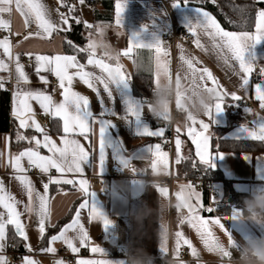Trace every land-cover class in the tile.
Here are the masks:
<instances>
[{"label": "crops", "instance_id": "crops-1", "mask_svg": "<svg viewBox=\"0 0 264 264\" xmlns=\"http://www.w3.org/2000/svg\"><path fill=\"white\" fill-rule=\"evenodd\" d=\"M60 1L42 0V3L49 10L51 19L59 24L61 29H68L57 31L50 38L42 39L36 36L35 32L38 29L34 23L25 26L24 18L15 10L14 5L11 13L2 15L3 19L10 21V31L0 29V40L4 39L5 36L8 37L12 45L13 57L19 55L20 62L24 65L25 72L29 76V83H21L20 87L23 90L44 91L52 95L57 103L61 102L63 90L59 87V81L51 73L44 72L39 75L45 76L48 83L45 84L39 80V76L35 72L34 55H75L80 63L85 64L86 71L102 75L98 68L87 64L89 53L79 51L81 48H87L89 41L93 39L103 40L111 50L120 54L119 63L130 79L123 83L110 84L108 92H104L103 86L97 84L96 87L99 90V95H97V92L88 88L78 77L74 78L72 90L89 99L88 111L92 114L89 119L93 121V131L88 134L87 139L77 134H70L67 138L78 140L90 154L88 159L82 163L83 173H65L61 176L55 169L50 170L47 174L41 173L36 168H32L34 172L29 169L27 175L32 180L36 191L40 193H43V184L48 183L49 176L77 181L75 184H49L50 216L45 225V233L41 237L38 231V217L35 214L29 216L28 213L24 212L27 195L19 181L15 179L17 173L12 169L8 158L9 155H18L19 152L29 147L35 148L34 141L32 143H29L28 140L17 141L16 134L18 132L29 139L35 136L40 140H43V134L36 132L34 128H19L18 121L13 115V93L16 91L15 62L14 60L9 61L0 49V59L5 60L10 69V71H0V77L4 80L3 89L9 92V117L13 122L12 132H0V153L3 154L0 155V181L3 182L9 193L22 202L18 205V210L23 213L21 220L25 224V231L28 236L27 241L16 236L14 229L9 225L3 255L8 259L9 243L12 242L10 240L13 237V241L17 243L15 250L20 253L19 256L13 257V264H23L25 256L34 259L38 264H56L57 261H63V264H67L58 255L59 248L62 246L68 248L67 245L62 240L51 244L49 242L52 236L59 235L61 230L75 219L76 213L79 211L80 223L88 233V241L85 245H81L79 240L75 239L73 242L79 249L76 253L68 248V256L73 259L72 264H78L80 260L104 259L110 261L111 264H127L126 258L130 249L138 248L145 250L155 260H162L163 256L172 259L176 245L175 233L178 231L182 232L184 238L190 240L193 247L197 249V255L193 256L191 249L181 243L179 258L184 264H221V261L227 258L221 259L217 253H210L195 228L186 219L189 215L188 210L181 209L178 211L175 207L178 203L176 193L180 192L182 186L185 185H191V190L200 194L202 207L198 206V214L209 221L220 219L224 225L223 230L218 225L210 224L209 227L228 250L232 247L227 243L225 230L232 237L236 247H239V243L242 241L246 242L252 238L264 237V225H255L245 220L241 214L244 197L264 187V150L229 151L219 148L220 145L228 142L264 143V141L251 139L241 131L242 127L252 130L256 126L264 124V109L260 107V102L255 98V85L260 83L261 86H264V74L255 81L251 79L250 75L249 85L244 89L240 87L241 79L240 75H237L239 72L238 64L235 61H230L231 66L225 64L213 49L208 36L202 33L199 35L202 48L196 46L194 42L196 37L193 35L192 41L189 43L171 44L162 40V36L165 34L172 32L179 34L182 28L189 29L192 25L202 23L201 9L207 10L199 6L189 5L187 0H179V3H176V0H126L121 25L116 24L115 6L117 0H98V4L94 6L88 5L91 0H84L83 4L80 3V0H74L72 7L77 12V19L81 21L80 23L84 28L85 41L81 46L75 45V53H66L64 36L70 31V17H68V24L64 25L57 9ZM254 1L257 4H263L257 7V12L264 10V0ZM210 14L213 16L212 13ZM95 17L100 18V22L95 23ZM86 24H91L93 27L89 29L85 26ZM254 31L255 25L253 30L249 32ZM158 42L167 52L165 59L169 61V68L173 77L178 72L183 74L186 68L180 59L183 54L188 58H194L196 67H207L221 87L229 93L222 102L224 107L222 112L215 113L213 108V119L206 115L197 118V121L202 119L209 124L205 134L210 138L209 151L212 154L210 165L202 164L196 155V145L192 137L188 135V128L194 127L197 132L202 130L198 123L193 125L186 115L184 118L176 119L173 123L174 137L171 151L162 147L167 127H164V135L160 137L142 135L146 127L138 121V118L143 113L150 112L147 107L149 101L133 94L131 79L135 75L150 76L149 88L151 89L154 84V75L147 69L154 64L156 53L149 46ZM132 44H143L145 47H134L130 56H123L122 53ZM28 53H33V56L29 57ZM96 54L97 58L104 59L106 63L115 66L116 60L107 59L99 51H96ZM27 59H29L28 63L25 62ZM245 60L252 64L258 63L260 68H264V40L247 48ZM134 61H141L145 68L138 71ZM207 84L209 87L212 86L210 81ZM232 92H236L241 97L239 101L246 99L250 100L252 104L242 108L238 107L239 101L231 98ZM32 106L37 122L42 127L44 120L47 125L46 128L42 127L44 131L58 146H62V138L65 137L63 122L59 118L44 114L35 101H32ZM130 106L135 109L138 116L129 113ZM246 108L251 111H245ZM100 126L105 127L103 136L104 159L102 162L98 145ZM159 128L156 127L152 131ZM178 128L179 132H177ZM177 138L181 141L179 163H177L175 143ZM157 144L160 145V153L166 154L162 161H158L151 152V149L153 152L155 151L153 146ZM39 151L42 155H50L43 147ZM154 161L157 162L155 171L152 169ZM163 161H166L167 167ZM184 162L190 163L188 166L190 170L195 169L196 164H202L221 172L223 180L213 181L209 185L214 192L213 197L208 192L205 194L203 190L190 184L185 175L187 171H182ZM23 163L27 167L26 160ZM170 176L174 178L170 188H163L158 185L160 180ZM80 179L88 181L89 192L86 194L79 190L78 181ZM224 182L230 184L232 190L239 195L240 198L237 201L230 203L224 197ZM161 189H166L167 194ZM184 191L187 192L188 189L185 188ZM85 200L89 207H96L111 221L107 228L98 219L90 218L89 208L81 209L79 207ZM160 201L171 202L173 205L167 215V220L171 223L174 233L173 238L168 242L167 253L163 251L157 237L159 222L156 213L153 212L152 215L145 218L142 225L137 223L133 215L137 210L144 207L156 209ZM192 203L196 204L195 197H193ZM209 207L213 208L211 213L206 210ZM68 215V219L59 228L50 232ZM159 219H164L163 215ZM181 219H184L183 224L180 223ZM48 233L47 240L43 242V237ZM75 235V232H68L70 237ZM28 246H30L31 251L28 250ZM49 246L55 248L56 251L54 253L44 251ZM96 246L101 247L104 254L93 253L91 248ZM184 247L187 248V257L182 254ZM111 249H114L116 253H112Z\"/></svg>", "mask_w": 264, "mask_h": 264}, {"label": "snow or ice", "instance_id": "snow-or-ice-1", "mask_svg": "<svg viewBox=\"0 0 264 264\" xmlns=\"http://www.w3.org/2000/svg\"><path fill=\"white\" fill-rule=\"evenodd\" d=\"M83 4L84 0H80ZM126 0H117L116 3V24L121 25L122 23V13L125 8ZM179 3V0H176ZM13 5L15 10L24 18L25 26L29 23H34L38 31L35 35L44 39L50 38L53 33L61 29L60 25L55 23L50 16L48 8L42 3V0H0V29L10 31V21L2 18L4 13H11L13 10ZM73 9L69 8V13ZM201 14L203 21L192 25L189 28V32L196 37L195 44L197 47L202 48L203 45L200 43L199 35L202 33L208 36L212 42L213 49L217 52L220 58L225 64L230 65V61H235L238 64L241 84L240 87L246 89L249 85V76L253 72V64L245 60V52L250 45H254L261 40H264V10H260L256 14L255 18V31L254 32H232L225 31L218 21L207 11L201 9ZM61 21L64 25L68 24V17L63 13H60ZM81 21L76 19V23L79 24ZM87 28L91 29L93 25L86 24ZM102 31L101 29H97ZM31 34V33H30ZM27 39V37H25ZM71 44V41H68ZM143 48V44H132L126 51L122 53L123 56H130L133 48ZM154 49L156 56L155 61L161 62L162 58L167 56V52L162 48L161 43L149 46ZM0 49L3 51V55L8 58L9 61L15 62V73H16V91L13 93V115L18 121V126L20 129L34 128L36 132L43 134V140L37 139L35 136L29 139L28 137L20 134H16L17 141L28 140L29 143L34 141L35 148L29 147L18 155H9L8 162L12 169L17 173L15 179L19 181L20 185L23 187L27 195V203L24 205V212L28 213L29 216L35 214L38 217L39 228L38 231L41 235L45 233V225L49 219V197L48 190L49 184H75L77 181L70 179H60L53 178L49 176L48 183L43 184V193L36 191L33 186L32 180L27 175L29 169L36 168L39 169L41 173L47 174L50 170L55 169L57 173L63 176L65 173H83L82 163L86 161L89 157V151L85 149L83 145L78 140L68 139L70 134H77L80 136L88 138V134L93 131V121H90L89 117L92 115L88 111L89 99L76 91L72 90V83L74 78H79L88 88L97 92L99 95V90L96 87L97 84L103 86L104 92L109 91V85L112 83H123L130 79V77L122 70V65L119 63V55L113 59L108 53L103 56L107 57L109 60H116L115 66L106 63L104 59L97 58L95 43L90 40L87 48H81L79 51L88 52L87 64L95 66L100 70L102 75H97L94 72L86 71L85 64L80 63L75 55H43L35 54V72L39 76V80L47 84L48 80L45 76L39 75L40 73H51L59 81V87L63 90L61 95L63 97L62 101L57 103L53 96L44 91H30L23 90L20 85L21 83H29V76L25 72L24 65L20 62L19 55L13 57L12 45L7 36L0 40ZM29 57L33 56V53L27 54ZM182 64L186 66L183 74L178 72L176 78L180 79L183 76L186 79H191L194 87H205L210 91L216 93V103L214 105L215 113L222 112L224 110L223 100L225 96L229 93L225 91L219 82L215 79L213 74L209 71L207 67L198 68L194 63V58H188L183 54L180 57ZM167 60V59H166ZM169 64V61L167 60ZM231 66V65H230ZM74 70V71H71ZM0 71H10L9 64L5 60L0 59ZM261 73L264 74V68L260 69ZM154 79H155V74ZM210 81L212 86L209 87L207 82ZM4 88V80L0 77V89ZM110 95V93H109ZM231 98L233 100L239 101L241 97L237 95L236 92H232ZM255 98L260 102V107L264 109V86L260 83L255 85ZM32 101H35L43 113L50 115L55 118H59L63 122V132L65 137L62 138V146H58L54 140L44 131L41 125L37 122L35 118V112L32 106ZM177 103L179 104V98ZM245 111H251L250 109H245ZM129 113L131 115L138 116L135 109L130 106ZM206 116L213 119V109H211ZM188 120L192 122L193 125L199 124L202 131L197 132L194 127L188 128V135L192 137L193 142L196 145V155L199 160L204 165H210L212 160V154L209 151V136L205 133L209 128V124L205 123L204 120H198L188 117ZM164 128H159L156 131L149 130L145 128L142 135L149 137H160L164 135ZM179 128L177 132H179ZM241 131L246 133L251 139L264 141V124L256 126L255 129L250 130L247 127H242ZM105 132V127H99L98 133V145L100 150V160L104 159L103 151V136ZM176 149H177V163L180 162V145L181 141L179 138L176 139ZM43 147L50 153V155H42L39 149ZM155 151L151 152L157 157L158 161H162V158L166 155L160 153V145L153 146ZM152 147V148H153ZM0 155H3L0 153ZM27 162V167H25L23 161ZM165 167H167L166 161H163ZM157 162L154 161L152 164L153 171L156 170ZM79 190L86 194L89 192V184L85 179H80L78 181ZM187 188L188 191H184ZM191 185L182 186V190L176 193L177 198V210L187 209L188 217L186 218L193 228L197 231L202 240L204 246L207 250L212 253H217L221 259L230 258L231 253L228 248L225 247L214 235L210 224L218 225L222 230L224 225L221 223L220 219L205 220L202 218L197 211L200 205V194L194 192ZM162 192L167 194L166 189H161ZM193 197L196 199V204L192 203ZM22 202L18 200L14 195L9 193L2 181H0V264H9V261L5 255V242L8 238V226L11 225L15 231L16 236L27 241L28 236L25 231V224L21 220L23 213L18 210V205ZM81 209L89 208V216L91 219H98L101 221L105 228H107L111 221L105 217L96 207H89L87 201L85 200L79 206ZM209 213L213 211V208L209 207L206 209ZM181 224L184 223V219H181ZM75 232L74 237L68 236V232ZM227 235V243L229 246L234 247L235 243L232 237L225 230ZM176 245L175 254L180 255L181 243L187 245L191 249V254L193 256L197 255V249L193 247L190 240L185 239L182 232H176ZM78 239L81 245H85L88 241V233L85 231L84 226L80 223V212L77 211L75 219L66 225L59 235H54L51 237L50 244L52 242L62 240L73 253L79 251L75 246L74 240ZM163 248V247H162ZM28 250L31 251L30 246ZM48 253H54L55 248L49 246L44 249ZM91 251L93 253H103V249L99 246L92 247ZM165 253L168 252L167 248H163ZM23 264H38L37 261L31 259L27 256L23 258ZM56 264H63V261H57ZM78 264H111L107 259L104 260H80Z\"/></svg>", "mask_w": 264, "mask_h": 264}, {"label": "clouds", "instance_id": "clouds-1", "mask_svg": "<svg viewBox=\"0 0 264 264\" xmlns=\"http://www.w3.org/2000/svg\"><path fill=\"white\" fill-rule=\"evenodd\" d=\"M93 41L95 50L102 55L108 53L113 59L118 55L103 40L93 39ZM134 63L138 71L145 68L141 61H134ZM147 70L155 74L154 84L150 89L151 97L147 104L153 117L171 123L174 119L171 115L173 105L178 112L184 113L187 119L189 116L197 119L214 108L217 100L216 93L205 87H194L191 79H186L183 76L180 79H177L176 76L173 77L165 58H162L161 62L154 61L152 67ZM178 98L179 104L177 103ZM172 206L171 202L160 201L156 209L144 207L133 214L137 223L142 225L145 218L152 215L153 212L156 213L159 222L157 237L160 246L167 249L168 242L174 234L171 223L167 220ZM175 207L177 208V204ZM241 214L245 220L255 225H264V187L244 197ZM161 215L164 217L162 220L159 219ZM228 251L231 253L230 258L222 260L221 264H264V237L242 241L239 243V247L235 245ZM172 255V259L163 256V264H184L179 256L175 253ZM127 264H155V258L142 248L130 249L127 255Z\"/></svg>", "mask_w": 264, "mask_h": 264}, {"label": "trees", "instance_id": "trees-1", "mask_svg": "<svg viewBox=\"0 0 264 264\" xmlns=\"http://www.w3.org/2000/svg\"><path fill=\"white\" fill-rule=\"evenodd\" d=\"M69 8L73 9L72 2L74 0H69ZM189 5H195L202 7L213 14V16L218 20L222 28L228 31H252L255 25V18L257 14V7L263 4H257L254 0H187ZM68 8V9H69ZM77 12L73 10L70 16V31L64 36V50L66 53H75L76 46H81L85 37L83 35L84 28L81 23H76ZM100 18L95 17L94 22H100ZM68 41L72 43L69 44ZM150 76L135 75L131 79V89L135 96L146 99L149 101L151 97V91L149 90ZM13 122L9 117V92L5 89H0V132H12ZM215 149L214 146L212 147ZM219 148H223L229 151H252V150H264V143H247V142H228L220 145ZM189 162H184L182 164V171H187V178H196L203 180L206 183V188L203 192L207 194V188L213 181L223 180L222 174L218 170H212L207 166L202 164H196L195 169L190 170ZM189 168V169H188ZM224 197L227 201L233 203L237 201L240 197L235 193L230 184L224 182ZM69 215L61 220L55 228L50 232L55 231L61 226L67 219ZM49 233L46 234L42 241L47 240ZM13 237L10 241L14 243L17 247V243L13 241Z\"/></svg>", "mask_w": 264, "mask_h": 264}, {"label": "built area", "instance_id": "built-area-1", "mask_svg": "<svg viewBox=\"0 0 264 264\" xmlns=\"http://www.w3.org/2000/svg\"><path fill=\"white\" fill-rule=\"evenodd\" d=\"M98 4V0H91L88 2L89 6H94ZM69 6H70V1L69 0H61L57 9L60 13H63L65 16L70 17L71 13H69ZM192 34L189 32V29L187 28H182L179 34H176L175 32H172L171 34H165L162 36V40L171 43V44H175V43H189L192 41ZM26 63L29 62V59L25 60ZM260 65L258 63L253 64V72L251 74V79L253 81L258 80L262 77V73L260 71ZM251 101L250 100H241L237 103L238 107L242 108L245 107L247 105H251ZM172 117L174 118L173 121L171 123L164 121L163 119H158L153 117V115L150 112L147 113H143L139 118L138 121L145 125V127L149 130H152L156 127H167L166 130V134L164 136V139L162 141V147L166 150H172L173 147V137H174V131H173V123L176 119L178 118H184L185 114L178 112L176 107L173 105L172 107V112H171ZM46 122L43 120L42 121V127L46 128ZM32 172H34V169H32ZM188 181L190 182V184L196 186L198 189L203 190L204 188H206V183L203 180L200 179H196V178H187ZM174 178L173 176H170L167 179H162L158 182V185L160 187L163 188H170L172 182H173ZM207 192L209 193V195L211 197L214 196V192L212 189L207 188ZM112 253H116L114 249H111ZM187 248H183L182 249V254L184 256H188L187 254ZM20 253L16 252L15 250V246L13 242L9 243V253L7 254L8 256V261L9 264H13V257L15 256H19ZM58 255L61 256L67 264H72L73 263V259L70 258V256H68V248L62 246L59 248L58 250ZM126 262H127V258H126ZM155 264H163L162 260H155Z\"/></svg>", "mask_w": 264, "mask_h": 264}]
</instances>
